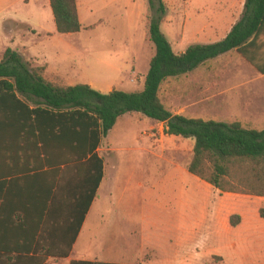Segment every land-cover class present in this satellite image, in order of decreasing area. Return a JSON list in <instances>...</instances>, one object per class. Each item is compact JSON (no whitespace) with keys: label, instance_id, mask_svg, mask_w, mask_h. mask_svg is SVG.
Segmentation results:
<instances>
[{"label":"trees","instance_id":"1","mask_svg":"<svg viewBox=\"0 0 264 264\" xmlns=\"http://www.w3.org/2000/svg\"><path fill=\"white\" fill-rule=\"evenodd\" d=\"M158 1L159 15L149 19L147 30L154 54L141 91L102 94L84 84L51 83L43 77L44 68H32L15 51H4L0 61V195L7 186L6 178L30 175L33 191H23L28 193H23L22 200L27 195L30 208L37 209L42 208L46 197V218L40 220L41 214L32 225L18 216L6 220L4 201L0 211V264H42L44 257L70 254L103 178L104 163L97 149L117 120L128 113L166 123L167 136L192 139L187 171L195 178L222 193L264 198V130H246L238 122L225 124L173 115L160 98V89L169 79L233 51L264 74V0H245L240 19L221 41L192 45L182 54L174 53L160 30L165 8ZM153 4L150 0L152 8ZM49 5L57 33L82 30L77 0H49ZM20 208V202L11 207L12 211ZM259 214L263 218L264 210ZM240 221L239 216L232 215L229 225L234 228ZM35 240V254L43 258L25 256Z\"/></svg>","mask_w":264,"mask_h":264},{"label":"rangeland","instance_id":"2","mask_svg":"<svg viewBox=\"0 0 264 264\" xmlns=\"http://www.w3.org/2000/svg\"><path fill=\"white\" fill-rule=\"evenodd\" d=\"M239 1L230 0V13L235 17L243 10ZM161 2L165 14L160 30L176 54L205 43L200 38L206 20L223 23L219 18H203L211 16L209 7L216 11L213 16H220L230 4L227 0ZM153 3L152 8L150 0H78L79 18L87 28L68 35L57 33L49 0H0V61L5 49L22 52L20 36H32L31 31H35L36 47L25 50L30 67L44 68L41 56L56 52L61 64L77 79L102 81L113 70L112 75L118 74L131 91H140L148 59L154 54L147 38L149 19L159 15V1ZM6 26L15 29L13 41L7 40ZM134 75L140 77L139 86L129 83ZM170 80L160 89L168 110L185 103L171 102ZM128 115L120 117L110 135L114 143L103 140L98 154L105 166L103 190H110L101 191L96 206L113 210L109 236L114 244L134 245L146 240L137 264H264V217H260L255 200L236 197L245 206L239 225L231 227L229 219L237 213L227 205L233 196L220 194L187 171L193 141L165 135L160 140L158 125L148 129L147 118L122 133ZM121 209L125 211H118ZM260 209L264 210V204ZM91 217L89 212L75 255L85 252L96 256L106 245L105 239L92 240ZM144 227L151 237L143 235ZM214 257L221 261L212 260Z\"/></svg>","mask_w":264,"mask_h":264},{"label":"crops","instance_id":"3","mask_svg":"<svg viewBox=\"0 0 264 264\" xmlns=\"http://www.w3.org/2000/svg\"><path fill=\"white\" fill-rule=\"evenodd\" d=\"M230 3V0H227ZM241 6L244 5L245 0H240ZM77 7L78 0H77ZM232 5L231 3L227 5V10L223 12L220 16H213L216 11L209 7L211 16H206L203 18H219L222 19L223 23L218 25L216 23H209L207 20L206 26L202 27V38L204 40L202 45L204 44H212L218 41H221L226 37V35L230 32L232 26L240 19L241 12L233 16L230 13ZM214 10V11H213ZM243 11V10H242ZM79 16V13H78ZM2 21H5L2 18ZM22 21V20H20ZM80 24L81 18H79ZM82 25V29H85ZM206 30H203L205 29ZM7 34V40H14V28L11 26H6L4 28ZM192 34L197 37V33L193 32L191 28L188 30ZM35 31H31L32 36L30 34H24L21 37V42L19 41V45H21L22 52L20 50L15 49V52L19 54L25 62H29L30 58H26L25 50L27 48L33 49L36 45L33 37H35ZM52 37L54 34H51ZM69 35V34H68ZM31 37V38H30ZM13 43V42H12ZM44 50L45 46L42 44ZM10 49V48H8ZM6 50V49H5ZM4 50V51H5ZM12 50V49H11ZM14 51V50H12ZM185 51V50H184ZM184 51H180L177 54H182ZM36 52L31 51V54L34 56H41V54H36ZM58 53H53L50 55L47 53L46 55H42V61L44 64V73L43 77L46 81L59 84L63 86H75L79 84L88 85L91 89L98 91L102 94H107L113 90H121L125 92H135L131 91L130 87L124 84L122 78L119 77L118 74L112 75L108 71V75L102 81H94L93 79H84L74 76V74L67 71L65 66H63L58 58ZM3 55V54H2ZM148 59L150 62L151 57ZM128 61V60H127ZM127 66V63L125 65ZM132 73H134V69L131 68ZM144 73L143 81L145 78ZM185 77V78H184ZM186 80V83L184 80ZM170 99L172 103L185 101L184 104L173 107L170 106V112L173 115H181L188 119H200L203 121H214L218 123L231 124L234 122H238L242 128L246 130H255V131H263L264 130V74L260 73L256 68H254L250 63H248L240 54L236 51L229 52L227 54L221 55L215 59L208 60L204 64L200 65L196 69L187 74L181 75L176 78H172L170 80ZM129 83L134 85L140 84V77L138 75H134L130 77ZM144 84V82H143ZM143 89V85L141 90ZM140 90V91H141ZM127 117V116H126ZM144 116L141 114H131L129 113L127 119L125 120L122 126V133H125L129 126H136L145 122ZM121 118H119L113 127V129L109 132L107 136V141L112 145L114 142L111 138V134L113 133L115 127L118 125V122ZM148 119V118H147ZM134 120V121H133ZM150 120V119H149ZM158 125V134L161 138L165 135L169 138H179L173 136H167L165 134L166 123H157L155 121L150 120L148 122V129H153ZM155 126V127H153ZM146 134V133H143ZM140 137V136H139ZM137 140L141 142V138L137 137ZM192 140V139H185ZM193 141V140H192ZM145 151V149H142ZM100 149H97V154H99ZM44 166L42 169V177L44 182V191L43 194L46 193V157L43 158ZM25 165H28L26 163ZM62 168V167H61ZM30 175H15L13 177L6 178L7 186L4 189V193L0 195V211L2 209V205L4 201H7V208H5L4 217L6 220H11V218H15L18 216L20 221L24 220L26 224H34L39 220L41 214L42 217L40 220H45L46 215V197L43 196V205L42 208L32 209L30 206L32 205L31 200L26 195V200H22L23 192L27 190L33 191V188L29 186L31 180H29ZM105 176V166L103 170V178L99 187L96 191L95 198L93 199L90 208L87 212L92 213L91 217V237L92 240L102 241V239L106 240L105 247L101 250L100 254L96 256L88 255L85 252H79L75 255V250L77 248L78 242L80 241L87 215L84 219V222L80 228V231L75 239L74 244L72 245V249L70 254L67 257L57 258V257H44V261L42 264H71L72 262H88V263H102V264H137L141 261L144 253V247L147 245V241L142 239L137 244L131 245L129 243L126 244H114L113 237L109 236V232L112 230V219L110 218V214L113 210L109 208H105L102 204L96 206L97 201L99 200V196L101 191L103 190ZM11 183V184H10ZM138 186H141L138 183ZM214 189V188H213ZM110 189L106 192L108 193ZM216 190V189H215ZM35 191V190H34ZM218 191V190H216ZM220 194L231 197L232 202L228 204V208L236 209L235 212L239 215H243V207L245 206L238 198L236 197H250L255 200L257 203V208L260 210L262 205L264 204V198L262 197H252L248 195L241 194H233V193H222L218 191ZM20 202V210L12 211L11 207L16 206ZM7 209V210H6ZM118 211H125L123 209ZM233 214V215H237ZM14 216V217H13ZM240 217V216H239ZM241 218V217H240ZM142 233L144 236H147V227L142 229ZM149 237H151L149 235ZM32 242L30 244V250L26 248L27 253H25L27 257H42L40 254H35L36 242ZM28 247V246H27ZM21 254V253H20Z\"/></svg>","mask_w":264,"mask_h":264}]
</instances>
